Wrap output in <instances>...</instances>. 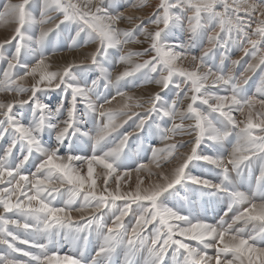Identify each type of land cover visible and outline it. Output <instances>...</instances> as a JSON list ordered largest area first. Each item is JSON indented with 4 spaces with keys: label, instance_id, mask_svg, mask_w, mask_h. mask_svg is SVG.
<instances>
[{
    "label": "snow or ice",
    "instance_id": "6c2138e0",
    "mask_svg": "<svg viewBox=\"0 0 264 264\" xmlns=\"http://www.w3.org/2000/svg\"><path fill=\"white\" fill-rule=\"evenodd\" d=\"M121 7L118 0H107V3L105 0H81L79 3L73 0H40L38 19L32 14L34 0L16 3L7 0L4 12L0 13V19L10 18L16 24L10 39L0 41V56H3L5 46L15 41V51L7 60L0 79V92L15 93V97L7 102L0 100V140L8 138L0 156V264H102L104 260L110 264L111 256L120 247H126L130 254L146 251L150 264H165L169 249L177 264H181V258L182 264H264V196L256 199L239 190L230 191V186L223 181L216 183L204 176L186 174L194 160L218 166L227 174L254 159H264V75L256 94L247 95L243 87L250 79L247 73L256 69L264 73V0L259 3H249L248 0H160L156 12L147 17L146 22L140 18L141 23L134 29L124 31L118 28V23L133 17H126L119 10ZM52 12L57 13V17H52ZM54 19H59V22L53 28L42 27ZM185 22L190 33L187 42L165 39L164 34L170 27H184ZM32 23L40 25L36 43L41 55L34 65H23L25 71L20 75L13 70L21 66L20 54L26 41L33 39L25 31V26ZM66 23L78 26L73 45L95 43L98 46L90 54V62L68 64L62 71H48L47 56L42 52L45 39ZM216 28L219 31H215ZM81 32H85L88 39L77 45L75 41ZM202 34L210 46L204 48L199 57L191 55L193 40ZM139 36L144 40L141 41ZM133 40L136 43L146 41L149 46L143 52H129L120 59L130 61L132 55H148L150 59L125 70L116 77V83L134 77L141 70L158 74L159 78L154 82L160 85V90L135 104V107L148 105L142 113L132 111L128 104L116 110L105 108V104H110L115 97H108L103 102L97 98L93 100L98 81L89 86L76 81L72 74L73 68L98 64L99 58L107 56L109 49H123ZM232 48L241 50L256 61L247 63L240 77L224 67L226 59L233 66L240 63V60L231 59L229 52ZM216 50H220L221 58L219 65L214 66L212 60ZM189 58L193 67H182L179 62ZM36 74H39V79L26 88L22 83L25 77ZM110 75L105 72L108 77L105 87L112 83ZM173 77L178 78L176 82ZM170 85L176 89V99L164 107L161 92ZM61 87L65 99L70 101L63 119L57 117L64 107L63 102L56 109H50L37 97L41 91ZM217 88L228 94L213 90ZM26 93L29 94L27 99L21 98ZM117 95L126 94L117 90ZM185 99H190V103L182 108ZM198 102L200 106H196ZM78 103L101 121L95 136L90 137L94 141L92 154L74 155L70 151L60 155V145L76 135ZM25 104L33 105V118L27 124L13 111L18 105ZM153 113L171 120V128L163 130V140L172 141L176 135H186L191 139L167 143L163 149L154 148L157 181L144 187V179L137 175L135 189L121 191L122 180L125 183L130 180L133 171L139 174L148 168L149 175L153 173L146 164L135 169L120 166L121 153L133 133H125L114 146L107 147L109 138L121 127L116 118L128 116L131 119L135 116L138 119L135 132L138 133ZM213 113L222 119L223 128L217 126ZM234 113H239L243 119H238ZM184 121L192 123L185 124ZM45 127L56 129L57 145L54 148L43 143ZM233 133L236 135L235 145L227 156L202 155L198 151L202 142H223ZM102 144L107 150L100 147ZM189 145V151H180ZM17 146L21 153L18 162L13 157ZM36 154L43 158L29 175L25 164ZM169 158L175 160L174 167L162 168V161L170 162ZM97 167H102L103 171L97 173ZM100 177L103 178L102 190H98L97 185ZM110 180L114 181L115 190L110 186ZM183 180L215 191L229 192L232 204L228 211L238 206L232 222L208 223L158 203L163 192ZM257 180L264 184V171ZM61 189H66L70 195L62 201V206H57ZM81 196L83 203L75 210L81 213L91 210L87 216L81 214L74 218L73 206ZM118 201L123 203L122 207L118 206ZM133 204L139 214L129 229L123 218L132 211ZM105 209L113 210L111 225L104 220ZM237 222H243L245 227H234ZM153 224L151 235H144L147 226ZM248 224L252 225L250 230L246 227ZM97 229L103 233V242L95 255L86 259V243ZM57 234L61 240L66 237L75 239L77 251L72 255L61 254L55 246ZM186 241H196L202 247H194ZM208 249H213L215 254L209 255ZM128 264H133L131 259Z\"/></svg>",
    "mask_w": 264,
    "mask_h": 264
},
{
    "label": "rangeland",
    "instance_id": "374dc122",
    "mask_svg": "<svg viewBox=\"0 0 264 264\" xmlns=\"http://www.w3.org/2000/svg\"><path fill=\"white\" fill-rule=\"evenodd\" d=\"M13 3L19 2V0H12ZM74 3H79L81 0H73ZM107 3V0H105ZM231 2V0H229ZM249 3L257 2L260 0H248ZM7 0H0V13L4 12V5ZM160 0H118V4L122 5L119 10L124 13L126 17H133L132 20L123 19L118 23V28L121 31L134 29L135 26L141 23L143 18L146 22L147 17L151 16L156 12ZM39 4L40 0H34V8L32 14L39 19ZM190 14V13H189ZM52 17H57V13H50ZM62 19V17H59ZM59 19H54L50 23H45L42 25L43 28H53ZM16 24L10 18L0 19V41L4 39H10L14 33V28ZM150 28L152 26H149ZM78 26L74 23L63 24L59 29L51 32L45 39L42 52L47 56L46 63L49 65L48 71H62L64 67L68 64H81V62H90V54L98 46L95 43H90L88 45L75 46L73 45V38L76 37V31ZM25 31L27 36L32 37V40L26 41V45L20 54L21 66L14 69L20 75L24 74L25 68L23 65H34L39 56L41 55V49L36 43V38L39 36L40 25L32 23L25 26ZM215 31H219L216 28ZM211 34V33H210ZM190 33L187 31V23L185 26H173L164 34L165 39H176L187 42L189 40ZM255 38V37H253ZM88 39L85 32H81L80 36L76 38L75 43L77 45L83 44L84 41ZM141 41L144 40L143 36H139ZM193 46L191 48V55H196L199 57L204 48L209 47L208 41L205 35H200L192 42ZM148 42L136 43L135 40L127 43L123 49L112 48L109 49L107 56L99 58L98 64H83L78 67L73 68L72 74L76 81L91 86L93 81H98L97 87L93 92V100L96 98L99 102H103L104 99L115 97L111 100L110 104H105V108H112L114 110L121 109L125 104L131 106L132 111L142 113L148 105L144 107H135L137 101L143 102L150 95L154 94L156 91L160 90V85L154 82L155 79L159 78L157 73H148L147 70H141L134 77L126 78L116 83V77L134 67L138 63H143V61L150 59L148 55H132L129 60H121L120 56L127 55L129 52H143V49L148 47ZM179 50V49H177ZM3 51V56H0V79H2V73L7 67V60L10 59L11 55L15 51V41L5 46ZM154 55V53H153ZM229 55L232 60H240V63L233 66L230 60L224 61V67L231 71L234 76L240 77L241 73L247 66V63H255L251 56H245L244 53L236 48L230 49ZM220 50H216V55L214 56L212 63L213 65H219L220 62ZM181 66L184 68L191 69L193 67L190 58L188 60H183ZM105 72L111 74L110 79L111 84L105 87L108 82V77L105 76ZM250 76L248 83L243 85L244 90L247 95L256 94L257 86L261 83V77L264 75L259 69L247 73ZM39 79V74L36 76H27L22 82L26 88H30ZM177 77H173V81H177ZM146 80H152L148 82ZM117 90L126 95H117ZM218 91L219 94H228L223 89H213ZM29 94H22L21 98L27 99ZM15 93L0 92V100L5 102L13 99ZM39 101L48 105L50 109H56L57 105L63 102L64 107L57 113L59 119H63L66 115V110L70 103L69 100L65 99L63 87L41 91L37 94ZM128 97L132 99L129 100ZM162 101L161 104L167 107L174 99H176V89L170 85L167 89L161 92ZM190 103V99H185L182 104V108H186L187 104ZM196 106H200L199 102ZM206 109V106H203ZM13 111L20 115L24 123H28L33 118V105L25 104L18 105ZM238 119H243L239 113H234ZM77 123L75 128L77 130L76 135L69 137L68 140L63 142L59 147V154L64 155L72 151L74 155H91L93 149L94 141L90 137H94L96 132L101 127V121L98 116L94 113H90L82 103H78L77 106ZM213 117L218 127L223 128L224 122L220 117L213 113ZM123 121H126L124 123ZM54 122V121H53ZM106 122V120H105ZM116 123L121 124V127L117 129L108 140L107 147L114 146L115 142L125 134L133 133L127 141L123 152L121 153L119 164L122 168H132L135 169L140 164H146L151 169L153 175H149V169L146 168L142 170L139 174L135 171L132 172V177L126 183L122 180L121 191H133L136 185V178L139 175L144 179V187H147L149 183L157 181V177L154 173L157 169L153 163V149H163L167 143H172L176 141H188L191 139L189 136L176 135L172 141L163 140V130L171 128V120L167 117L161 118L158 114L153 113L148 121L145 123L144 128L140 132H135L138 119L133 116L131 119L128 116H118L116 118ZM177 123H180L177 120ZM185 124L192 123V121H184ZM81 133H88L89 135H82ZM43 143L54 148L57 145L56 129L51 127H45L42 133ZM236 135L235 133L227 137L223 142H216L211 140H206L201 143L198 151L202 155H218L227 156L235 145ZM8 138L0 140V156L3 155V149L7 146ZM101 148H105V145H101ZM191 145L188 148L180 149L181 152L189 151ZM105 150H107L105 148ZM97 154H100L99 152ZM19 146L13 151V157L16 162L20 158ZM43 157L36 154L29 159L25 164V169L27 174H31L35 171L36 165L39 164ZM170 162L162 161L161 167L165 169H171L175 165V160L169 158ZM231 167V166H229ZM84 171L86 172V166H84ZM97 173L103 171L102 167H97ZM261 171H264V159H254L247 163L245 166H241L237 169H232L227 174L224 173L223 169L219 168L210 163H206L203 160H194L189 164L186 169L187 175L192 176H204L209 180L220 183L225 182L230 186V191L239 190L244 192L249 197L259 199L264 196V184L257 180ZM31 178V176H30ZM110 186L115 190L114 181H109ZM98 190L103 189V178L97 179ZM70 193L66 189L60 190V195L57 197V206H62V201H66L69 198ZM83 203V196L76 200L73 206L72 215L73 217H78L81 214L87 216L91 209L81 213L76 211L81 207ZM158 203L162 206L170 207L184 215H188L193 219L204 220L208 223L216 224L221 220L226 223H231L232 218L238 210V206H233L232 211H228L230 204H232V196L229 192H219L210 188L202 187L200 185L191 183L187 180H183L177 183L173 188L168 189L163 192L158 198ZM119 207L123 206L122 202H117ZM227 212V215L225 213ZM118 214V213H115ZM138 210L135 204L132 205V211L129 212L127 216L123 218V223L129 229L134 225L136 217L138 216ZM114 219L113 210H104V220L106 223L111 225ZM155 224L148 225L144 231V235H151ZM234 227H245L243 222H237ZM247 229L252 228L251 224H248ZM103 242V233L101 230H94L86 243V252L84 253L85 258H91L95 255L96 250L100 247ZM191 243L194 247H202L196 241H186ZM213 242L214 241H210ZM55 246L59 248L61 254L72 255L77 251V243L75 239L65 238L60 239L59 234H57ZM2 247V246H0ZM209 255H214L213 249H208ZM129 259L132 260L133 264H150V258L146 251L137 252L134 254L128 253L126 247H120L110 258V264H128ZM102 264H109V261L104 260ZM165 264H177L176 258L172 256V250L169 252L165 258ZM182 264V258H181Z\"/></svg>",
    "mask_w": 264,
    "mask_h": 264
}]
</instances>
